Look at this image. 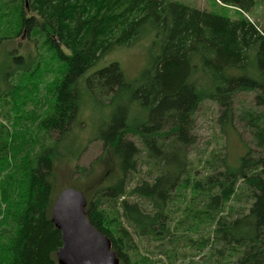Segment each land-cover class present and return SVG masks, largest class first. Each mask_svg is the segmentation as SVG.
<instances>
[{"label": "trees", "instance_id": "obj_1", "mask_svg": "<svg viewBox=\"0 0 264 264\" xmlns=\"http://www.w3.org/2000/svg\"><path fill=\"white\" fill-rule=\"evenodd\" d=\"M219 2L239 18L172 0H0L17 21V33L0 44L24 35L38 48L35 34L63 65L50 83L54 101L46 117L30 115L37 120L34 131L12 118L26 102L17 82L35 94L46 67L32 55L27 61L18 56L1 73L0 264H59L55 168L70 160V152L60 150L78 116L81 83L100 103L129 95L96 137L118 161L119 175L85 196L88 220L111 240L120 264H155L140 244L154 245L169 264L185 261L176 250L181 242L204 256L189 264H264V29L246 17L255 0ZM148 29L156 39L141 85L129 84L117 63L82 80L112 49L130 47ZM238 92L257 93L258 110L247 127L259 150L248 149L237 166L213 151L195 173L190 152L199 105L218 103L224 131L232 126ZM9 97L12 106L3 114ZM134 103L147 114L138 124L129 118ZM52 133L58 138L46 144ZM129 133L141 148L125 138ZM144 165L148 179L129 188Z\"/></svg>", "mask_w": 264, "mask_h": 264}, {"label": "rangeland", "instance_id": "obj_2", "mask_svg": "<svg viewBox=\"0 0 264 264\" xmlns=\"http://www.w3.org/2000/svg\"><path fill=\"white\" fill-rule=\"evenodd\" d=\"M172 1L180 2L202 11L227 16L234 20L239 18L238 11L223 6L219 0ZM3 6V3H0V38L12 37V33H17V21L12 15H9V12L6 15L7 10L3 9ZM3 12L4 16L2 15ZM246 17L256 23L260 29H264V0H255V7ZM33 37L35 41L38 38L40 39L38 40L39 42L37 41L38 48L32 43L33 40L26 39L24 35L0 44V77L5 63H16L14 58L18 56L23 57L27 61L29 59L28 55H32L35 58V63H41L42 69L46 67V72L41 76V83L38 85V90L35 94L29 95L27 88L30 85L23 83L22 80L17 82V87H21L19 96L21 100L26 102L25 104L22 102V104L16 106L20 107L21 110L19 109V113L16 115H12V118L20 117V120L22 118V129L27 127L30 131H34L37 127V120L31 118L30 115L32 114L34 117L36 114L37 119L39 116L45 118L46 113L51 109V104L54 100L50 83L61 77L59 73L63 66L56 59L53 50L42 45L40 37L35 34H33ZM155 39V33L151 29H148L130 47H115L89 70L82 77V80L85 81L95 71L107 67L112 63H117L120 65L127 82L134 85V87H138L142 84L143 73L152 62L154 53L151 52V47ZM255 68L256 66L253 65L252 69L255 70ZM198 78H201L200 74ZM80 92L77 119L60 150L62 154L70 152L69 154L71 155L68 158L70 160L61 161L56 164V190L54 198L68 188L76 189L85 196L91 195L94 189L109 184V182L119 175L118 161L113 157L111 152L105 150L104 143L97 140L96 137L102 126L111 122L119 109L128 102L129 95H124L109 104L108 101L100 103L99 100L90 97L83 83L80 85ZM256 95L257 93L255 92L236 93L233 103V123L232 126L226 127L224 131L222 130V125L219 123L222 110L218 103L205 100L199 105L195 116L196 127L194 134L196 144L190 152L195 173L202 171L201 165L203 160L213 151L220 153L222 157L226 155L229 164L237 166L242 157L247 154L248 149L259 150L251 130L247 127V120L250 114L258 110L255 105ZM8 102L10 105L3 108V114H6L12 106V97L8 98ZM130 108V122L138 124L146 119L147 114L141 111L137 103L132 104ZM0 117L2 118L1 114ZM8 125L10 124L8 123ZM45 138L46 144H48L51 140H56L58 135L52 133L49 134V139L48 137ZM125 138L135 142L140 148L142 147L140 138L136 134L129 133ZM99 159H102V161L96 163ZM92 167L93 170L89 173ZM83 170L86 173H83ZM147 171V166H142L139 174L133 177L132 180H129L128 187H134L138 180L146 179ZM143 205L147 206L146 204ZM130 231L133 232L132 229ZM134 236L138 241L136 235ZM140 247L141 253L148 255L155 264H169L168 259L164 255L162 256L160 251L154 248V245L146 246L140 244ZM176 247V250L181 251L182 255H186L187 259L184 261L182 257H179L178 261L174 264H189L190 260L201 262L204 258L201 252L198 253L185 249L183 242L179 243ZM193 255H197L198 257H194Z\"/></svg>", "mask_w": 264, "mask_h": 264}, {"label": "water", "instance_id": "obj_3", "mask_svg": "<svg viewBox=\"0 0 264 264\" xmlns=\"http://www.w3.org/2000/svg\"><path fill=\"white\" fill-rule=\"evenodd\" d=\"M86 208L85 195L73 188L55 201L52 221L62 235L59 264H120L111 240L90 223Z\"/></svg>", "mask_w": 264, "mask_h": 264}]
</instances>
